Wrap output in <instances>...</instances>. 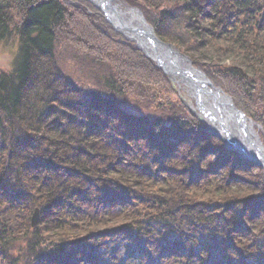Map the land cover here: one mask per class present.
Wrapping results in <instances>:
<instances>
[{"label": "trees", "instance_id": "obj_1", "mask_svg": "<svg viewBox=\"0 0 264 264\" xmlns=\"http://www.w3.org/2000/svg\"><path fill=\"white\" fill-rule=\"evenodd\" d=\"M153 1L121 0L158 9L146 17L156 36L259 123L264 143V0ZM76 6L75 38L62 0H0V43H16L0 72V264H264L262 169L183 105L133 115L112 78L101 92L63 74L64 32L123 82L170 88L96 9Z\"/></svg>", "mask_w": 264, "mask_h": 264}, {"label": "water", "instance_id": "obj_2", "mask_svg": "<svg viewBox=\"0 0 264 264\" xmlns=\"http://www.w3.org/2000/svg\"><path fill=\"white\" fill-rule=\"evenodd\" d=\"M91 3L102 12L116 33L133 43L172 81L185 86L209 132L219 138L226 148L261 167L264 179V144L255 129L257 126L236 108L232 98L192 66L189 58L158 39L139 9L117 0H91ZM37 218L38 211L35 209L31 227L36 225Z\"/></svg>", "mask_w": 264, "mask_h": 264}, {"label": "rangeland", "instance_id": "obj_3", "mask_svg": "<svg viewBox=\"0 0 264 264\" xmlns=\"http://www.w3.org/2000/svg\"><path fill=\"white\" fill-rule=\"evenodd\" d=\"M156 1L159 2L160 0H156ZM117 2H121V0H117ZM160 2H161V4L158 5V7H160V8L170 7L168 1L163 0ZM62 3L64 5L65 9L71 13V15L68 17L67 22L69 23V26H70L69 28H70L72 34L74 35V37H75V35H78L79 33H81V32H78L77 29L75 28V26H78V24H79V23H77L78 21L76 20L77 21L76 22L75 19L73 18V17H75L76 11H77L76 5H81L82 7H85V3H87L88 5H90L94 9H96L97 12L102 16L103 20L111 27V25L104 18V15L102 14V12L97 7H95L94 4L91 3V0H62ZM153 4L156 5L155 0L153 1ZM137 9H139L141 11V13L143 14L145 19H146V17L149 18V17L155 15L158 11V9L149 8V7L148 8L147 7H143V8L137 7ZM10 16L12 19L11 28H14L15 25L18 24V22L20 20V16L15 10L10 11ZM146 22H147V19H146ZM75 23H77V24H75ZM147 23L152 27L150 22H147ZM74 24H75V26H74ZM111 29H112V27H111ZM152 29H153V27H152ZM112 31H114V30L112 29ZM153 32H154V29H153ZM154 34H155V32H154ZM118 35L120 36V38L124 42L129 43V44L134 46L133 43L124 39L123 36H121L120 34H118ZM74 37H68V36L66 37V34H64V32H63V35H61L59 33L57 36L56 44H55L56 64L58 65L61 72L63 74H65L70 80H72L73 82H75L79 86H82L86 89H97L101 92H106L108 87L104 86V83H106L105 80L107 79L109 81L112 78L114 82H116V83H118V85L120 84L122 86V91L124 90L123 91L124 93L118 91L119 100H120L122 107L124 108V110L126 112L133 114V115H146L149 118H152L154 116H157L160 113L158 106L161 104L164 105L165 102H172L174 104L176 103V104L183 105L190 114L194 115V117H196L199 121L204 123V125L207 129V132L212 137L218 139L222 143V141L219 138L213 136L209 132V129L207 128L206 123L203 122L201 119V116L199 114L200 112L196 109L194 99L189 96V94L186 91L185 86L181 83H177V82L172 81L170 79V77L168 75H166L155 64V62H153L151 59L148 58L167 77V79L170 82L169 85H170L171 89L167 88V87H162V86H158V87L142 86L141 84H137L134 81H130L128 79H125L123 82L122 79L120 80V77L118 74V73H122V71L117 69L116 66L112 64L111 61H108V62L107 61L106 62L96 61L95 62L94 57L92 55H90L88 52L85 53L84 51H82L80 49L79 45L76 43V41H78V39L74 42L72 41ZM11 41L9 43H6V44L0 43V72H7L10 68L11 61H12V58H13V55H14V52L16 49L15 41L13 39ZM162 42H164V41H162ZM165 43H167V42H165ZM167 44H170V43H167ZM170 45H172V44H170ZM172 46L176 50H178L181 54H183L184 56L189 58L186 54L181 52L176 46H174V45H172ZM97 48H96V46H94V48H91V50H97ZM81 51L83 53H80ZM110 55L112 56L111 53H110ZM108 59H110V57H108ZM189 60L191 61L192 66H194L192 60L190 58H189ZM196 69H198V68H196ZM199 71H201V70H199ZM201 72H203V71H201ZM122 83H124V85H122ZM218 88H220V87H218ZM250 120L257 126V127H255V129L257 130L258 136L261 139L260 135L263 134L261 125L252 119H250ZM261 141H262V139H261ZM262 143H263V141H262ZM233 152H235V151H233ZM244 161L250 162L248 160H244ZM251 163L254 164L253 162H251ZM255 166H257V165H255ZM262 174H263V169H262ZM33 214H34V212L32 213V215ZM36 225H37V223H36ZM34 227H32V228H34Z\"/></svg>", "mask_w": 264, "mask_h": 264}]
</instances>
